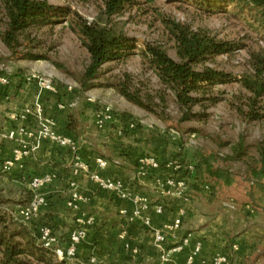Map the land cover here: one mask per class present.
Masks as SVG:
<instances>
[{"label":"rangeland","instance_id":"1","mask_svg":"<svg viewBox=\"0 0 264 264\" xmlns=\"http://www.w3.org/2000/svg\"><path fill=\"white\" fill-rule=\"evenodd\" d=\"M46 1L56 7L70 8L89 23L96 21L105 8L102 0ZM135 1L134 5L112 19V23L127 37L136 40L134 55L103 66L100 77L91 90L82 91L80 84L90 63V55L73 31L69 20L53 27L32 31L29 40L22 39V47L15 55L0 39V71L10 76L11 82L15 77L25 80V77L32 75L51 79L59 90L71 94V100L79 99V106L91 94L96 99L95 105L98 108L110 105L118 118L125 115L136 121L142 120L145 129L162 135L164 140L170 139L164 131H179L183 138L176 142L181 149L176 159L199 167L201 157L211 155L212 166L225 171L234 181L231 186L221 184L218 193L239 197L244 195L249 198L250 205L264 213V180L258 182L252 174L253 170L260 167L264 119L252 121L244 116L243 112L249 109L251 94L238 82L211 87L208 97H215L217 102L196 105L192 112L197 116L183 121L185 109L178 105L170 91H165L155 73L140 56V51L146 45H156L163 47L172 59L180 62L176 42L166 26L167 21H172L190 28L193 32H205L220 41L239 45L238 50L217 56L207 61L205 66L240 79L251 71L250 54L264 50V30L254 24L248 13H242L233 5L226 6L222 11H210L199 5L197 0ZM5 23L0 0V32L5 30ZM27 53L40 58L29 60L25 58ZM31 83L36 84L33 81ZM12 87V83L8 89L0 87V125L7 119L6 115L10 116L24 109V105L18 104L10 94ZM68 87H73L74 90L69 92ZM119 87H126L130 93L138 96L145 108L126 100L119 93ZM263 108L264 98L258 107V113H264ZM192 135L195 138L190 144L188 139ZM240 144L243 146L242 154H236ZM11 180V175L0 174V209L14 217L16 206L27 205L32 195L25 183ZM204 184L206 183L202 185L205 186ZM84 209L90 213L88 207ZM65 213L71 222L50 220V215L44 211L33 225L52 227L62 245V239L75 226L74 213L67 208ZM90 214L98 218V224L89 233L96 232L105 223V219L96 213ZM57 224L61 229L53 227ZM85 242L94 244L96 240L88 238ZM104 245L109 247L110 241L107 240ZM106 254L108 253H103L104 256ZM96 255L99 261V254ZM256 260L252 258L246 264H264V257L260 262Z\"/></svg>","mask_w":264,"mask_h":264},{"label":"crops","instance_id":"2","mask_svg":"<svg viewBox=\"0 0 264 264\" xmlns=\"http://www.w3.org/2000/svg\"><path fill=\"white\" fill-rule=\"evenodd\" d=\"M11 83L13 87L10 94L18 104L24 105V108L32 106L38 96L37 85L31 83L27 77L25 80L15 77ZM70 96V93L63 90H59L57 95L43 94L46 114L54 122L55 129L75 137L83 156H104L116 165L104 171V176L118 174L135 183L137 190L149 199L150 208L147 215L153 228L164 227L165 224L180 218L182 209L185 211L180 230L165 231L164 234L169 248L177 245L183 236L190 234V247L183 252L172 253L164 264H186L188 254L197 242H202L203 248L196 257L195 264H200L202 260L211 258L217 252H227L234 243H239L240 250L233 255L232 264H246V261L252 258L257 259V262L261 261L264 257V213L258 212L250 205L248 197L218 193L220 183H210L209 191L206 190L202 185L204 175L197 168L189 173L175 172L171 164L178 160L177 154L181 153L177 141L169 136L170 139L164 140L162 135L148 131L142 120L138 121L140 127L128 132L123 138L115 135V124H109L105 129L99 130L96 122L100 108L86 99L81 106L71 109L67 107V103L74 100H71ZM88 97H92L91 94ZM61 105L66 107L61 108ZM22 111L6 115L7 119L0 125V129L36 127L33 118L22 120L18 117ZM14 116L16 119H13ZM11 149L9 143L0 142V161L10 156ZM147 155L155 156L161 167L157 170L148 169L146 174L139 175V160ZM29 160L39 163L46 172L55 171L59 176V180L47 191L49 207L42 209L41 214L45 211L50 215L48 218L55 222H71L65 209L71 192L68 181L72 155L55 144L46 142ZM19 175L18 170L14 171L11 181L18 183ZM168 179L186 182L187 190L183 197H179L167 187ZM75 182L81 194L89 198V204L86 206L88 211L105 219V223L101 224L96 232L89 233V240L96 242H84L80 245L79 260L99 254V261L103 264H155L159 261V247L153 229L141 224H128L127 216L136 207L133 202L121 201L112 193L96 189L85 176L76 177ZM158 205L164 207L163 215L157 214ZM53 227L61 229L58 224ZM124 229L128 230V236L126 240H121L119 235ZM107 240L110 241L109 247L104 245ZM127 244L129 249L126 248ZM105 248L107 249L104 250ZM134 248L138 249V254L132 252ZM104 252L108 254L104 256Z\"/></svg>","mask_w":264,"mask_h":264},{"label":"trees","instance_id":"3","mask_svg":"<svg viewBox=\"0 0 264 264\" xmlns=\"http://www.w3.org/2000/svg\"><path fill=\"white\" fill-rule=\"evenodd\" d=\"M104 10L99 18L89 23L70 8L56 7L46 0H1L5 13V30L0 32V39L8 50L15 55L22 47V39L29 40L30 33L45 27H53L69 20L73 31L79 36L83 47L90 55L87 66L80 81L81 90L89 91L95 87L94 82L106 64L119 62L134 55L136 40L123 33L113 24V17L121 15L135 0H102ZM199 5L210 11L225 10L233 5L242 13H248L256 26L264 30V0H197ZM225 8V9H224ZM167 28L176 42L180 62L172 59L167 51L160 46L146 45L140 56L148 65L165 91H170L179 106L185 109L182 120L187 121L197 115L192 112L196 105L205 102L216 103L215 97H208L211 87L238 82L247 90L251 97L248 111L243 112L247 119L256 121L264 119V113H258V107L264 98V50L250 54L251 71L240 79L232 75L205 66V63L217 56L230 54L239 49V45L223 42L205 32H193L190 28L176 22L167 21ZM25 58L38 60V55L27 53ZM199 67H202L199 69ZM10 76L0 71V77ZM119 93L129 102L145 108L141 99L130 93L126 87H119ZM264 111V108L262 109ZM126 122L130 119L120 117ZM138 122V121H137ZM139 123V122H138ZM139 124L137 126L140 127ZM136 128V129H137ZM240 150V151H238ZM240 144L236 154H242ZM260 167L253 170L256 181L264 180V143L260 147ZM4 160L0 161V165ZM213 157H201L199 167L205 186L220 183L231 186L234 184L228 174L212 166ZM39 163L26 160L20 172V181L25 183L32 177L41 175L43 170ZM206 173V174H205ZM29 203V202H28ZM19 204L18 206H25ZM67 237L62 239L65 244ZM0 264H92L91 259L74 261L59 260L51 249H46L39 241L37 229L25 225L16 217L0 209ZM95 264H103L97 261Z\"/></svg>","mask_w":264,"mask_h":264},{"label":"built area","instance_id":"4","mask_svg":"<svg viewBox=\"0 0 264 264\" xmlns=\"http://www.w3.org/2000/svg\"><path fill=\"white\" fill-rule=\"evenodd\" d=\"M30 82H36L39 89L38 96L32 106H27L19 113L18 117L22 120H28L30 117L34 119L36 127H8L7 129H0V142L9 143L12 146L11 154L0 165V174L11 175L16 170H21L26 160L30 159L33 153L40 149L43 143L55 144L58 148L66 150L72 155L71 171L69 176V187L71 189L70 197L66 202V207L74 213V228L70 231L65 244H60V239L57 237L56 232L50 226H35V221L38 220L41 210L49 207L47 191L51 186L59 180L58 173L55 171L45 172L41 175L30 178L27 182V188L31 192V200L25 206H18L15 208L14 217L19 219L22 223L30 226L32 229H37L39 241L46 249L54 251L57 259L74 261L78 259V250L82 243L89 238V232L98 224V218L85 211V207L89 204V198L82 195L75 178L85 176L88 180L101 191H106L117 196L121 201L133 202L136 207L135 210L127 216L128 224H141L148 229H153L156 243L159 247V261L155 264H164L168 262L172 253L183 252L190 247L191 238L190 234H186L181 238L179 243L171 248L168 246L167 238L164 234L165 231H179L182 225V216L186 213L182 209L181 217L171 223H167L162 228H153L151 219L147 215L150 208L149 199L140 193L135 183L128 180L121 175L104 176L103 172L108 170L113 163L100 155L83 156L80 152V146L75 137L61 133L55 129V124L52 119L47 116L44 103L42 101L43 94L50 93L57 95L59 89L51 79L40 78L32 75L28 78ZM11 81L6 77H0V87L8 89ZM73 87H68V91H73ZM87 102L91 104L96 103L94 97H88ZM80 104L79 99H75L67 103V107L74 109ZM61 105V108H65ZM13 119H16L14 116ZM109 124L117 125L115 135L118 138H123L128 132L136 130L140 124L134 120L126 122L118 118L112 106L104 105L97 112L96 127L103 130ZM164 133L171 139L178 141L183 138L182 134L175 130L170 129ZM195 136L192 135L188 139V143L192 144ZM30 141H32L30 143ZM140 173L144 175L148 169H160L161 164L155 156H143L139 160ZM175 172H193L195 165L184 164L179 160L173 161L171 164ZM167 187L171 188L179 197H183L187 190V184L183 180L168 179L166 181ZM209 190V186H205ZM251 210L250 207H247ZM156 212L159 215L165 213L164 207L158 205ZM128 230L124 229L120 233L121 240H126ZM126 248L130 246L127 244ZM202 242H197L196 246L190 251L187 257L186 264H195L196 257L202 251ZM240 250L239 243H234L230 246L227 252H217L211 258L204 259L200 264H232V257ZM134 254H138V249L132 250ZM91 263L97 262L96 256L90 257Z\"/></svg>","mask_w":264,"mask_h":264}]
</instances>
